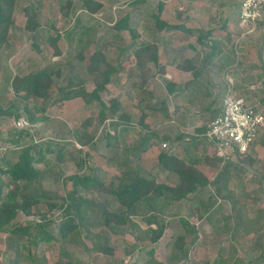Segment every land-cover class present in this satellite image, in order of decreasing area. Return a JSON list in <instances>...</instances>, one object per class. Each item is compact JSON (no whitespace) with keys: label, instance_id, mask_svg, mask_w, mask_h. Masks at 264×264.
<instances>
[{"label":"rangeland","instance_id":"1","mask_svg":"<svg viewBox=\"0 0 264 264\" xmlns=\"http://www.w3.org/2000/svg\"><path fill=\"white\" fill-rule=\"evenodd\" d=\"M94 1L102 3L103 6L94 14L88 15L82 8L80 0H32L37 12L36 22L39 25L33 40L28 37V32L24 29L26 18L22 9L27 4V0H17L15 2L11 15L12 24L0 47V105L3 108H6L11 103H17V99L36 83V79L33 76L34 73L48 66L54 70L58 69L60 73V78L53 79L57 85L54 83L48 90L52 100L58 99L59 89L66 86V77L73 78L75 82H71V84L76 85V81H78L81 82V86L86 92L92 91V77L85 73L84 68L89 63L92 53L97 50L116 69V73L111 76L112 81L100 93L101 101L106 106H109L110 100H116L120 104L119 113L121 112L122 115L129 117L132 123L137 122L141 115L146 114V111L149 112L147 119L149 124L153 123L155 125L158 123L159 116L154 112H162L163 106L157 110L150 105L153 106L165 101L166 93L163 84L166 83L167 79L165 75H168L165 72L167 71V66H179V71L182 73L181 79L183 77L192 78L195 69H198L202 75L203 72L201 70L208 66V71L202 70L205 72L203 73L205 76L208 74L210 79H214L213 82H226V91L230 87L234 96L244 97L249 104L264 112V90L259 87L260 84H263L264 78L256 76L259 74L257 67L264 62V26L254 36H242L241 32L244 30L240 27L237 29L232 27L233 31L231 32L230 26L221 29L218 27L222 23L221 15L218 14L217 9L215 10L216 12L210 14L211 20H209V15H204L206 20L208 19L215 28L212 29L209 36L210 40L216 44L212 45V42L206 41V45L200 46L199 41L203 40L198 38L200 33L205 35V22L208 23V21L203 19L197 25L183 23L181 16L177 17L176 0L165 3L168 7H163L161 13L158 12L157 0H144V3L135 5L136 10L134 7L129 8L131 0ZM68 2L70 3L68 13L64 16L63 13ZM151 2L154 4L151 5ZM62 6H64L63 9H61ZM128 12L131 19L130 27L135 29L136 35L133 37L126 32L119 34L114 28L115 22ZM151 14L158 15V18L167 25L183 26V29L173 28L169 31L163 29L162 32H157L153 35L154 20ZM199 18H203V16ZM146 25L151 28L148 31L149 33H145L143 29ZM199 26L201 29H199ZM194 28L196 29L192 30ZM187 29H191L192 32ZM45 35L58 38L57 46L60 55H54L53 49L45 40L43 41V36ZM161 37L163 38L160 39ZM138 41H142L149 46H156L158 49L157 64H154L146 53L142 56L144 71L140 70L133 51L122 53L120 50L125 49L127 46L130 47ZM183 51H186L189 57H193L194 60L187 62V58H183ZM208 53L213 56L206 58ZM213 53H216V55L214 56ZM78 54L81 55L82 61H78ZM223 56H227L230 63H224ZM240 66L247 71H240L242 70ZM229 69L231 71H228ZM143 83L146 84L147 90L143 89ZM206 90L209 91V88L206 87ZM189 96L188 99L196 103H201V97L203 100H209L206 103L212 101L204 93H194ZM214 100L219 102L220 94ZM99 108L100 106L96 103L84 105L80 98L58 101L48 105L46 108L47 125L40 126L37 124L32 128V131H29L31 138L34 140L33 143L41 142L40 146L57 141V143L65 142L70 144L65 146L64 154L57 161L58 163L53 162L52 156H45L50 165L47 174L40 179V186L45 195L54 197L52 201L56 204L60 203V197L65 196L66 191L70 190L76 181V179L71 180L72 176L75 175L72 161H75L80 156L76 149H81L82 152L89 154L88 164L90 166L100 167L108 176L113 174L115 158L111 157L114 152L103 147L101 143H98L94 148L87 146L81 148L82 145L77 140L74 142L72 138L73 131H79L80 124L85 118H91L93 123H96ZM22 119L24 118L21 117L20 120L22 121ZM21 121L17 124V121L8 119L0 123V161L2 157L8 160L10 158L9 154L13 155L10 152H14V149L12 150L9 145L5 144V141L8 140L5 131L13 128H23ZM103 126H108V121ZM119 127L117 126L115 129L117 132ZM156 127L157 134H155V139L158 141L164 131L158 132ZM134 129L141 135L145 133L141 129L135 127ZM107 130L109 135L115 133V130L109 127H107ZM100 131L97 129L95 132L96 141L102 137L103 132ZM261 132L262 135L259 133L255 142L262 140L261 143L264 144V128ZM80 133L82 135H92L94 133L93 126L89 127L85 133L82 131ZM136 137L137 135L135 134L134 139ZM28 140L29 138L27 137L21 141L25 143L29 142ZM45 141L49 142L46 143ZM159 144L158 146L160 147H157L158 151L160 149L163 151L166 147L163 148ZM33 147L34 151H37V147ZM252 149L253 147L250 148V150ZM69 153H73L72 160L69 157ZM157 153L156 149L153 151V156L147 155L142 158L141 166L143 171L138 170V172L142 175H147L146 173L155 171L159 167L156 163ZM229 157L232 158L231 165L235 176L234 181L240 177L244 180L245 175H250L251 178L254 177L252 179L258 181V176L260 177L258 173L262 172L259 171L258 167L252 170L253 161L257 159V155L252 153L239 156L230 155L225 160ZM260 160L264 161V158ZM43 167L42 163L37 164V168ZM260 170L262 171V169ZM58 176L61 177L58 178ZM6 178L5 175L0 174L2 182H6ZM174 181L175 178L173 177H158L157 179L158 183L172 184ZM6 191L7 187L4 185L2 195ZM91 201L88 202L95 204L82 207L80 209L81 215L75 218L80 241L76 242L75 240L70 244L64 243L58 237L57 228L62 223V214L59 211L51 214L52 219L56 220V222L46 228V231H48L46 233L51 239L49 241H39L35 245L33 244L34 242L30 244L27 242V239H30L29 235L26 237V231L22 229L27 224V220L21 214H18L11 221L13 232H0V264H130L129 260L132 259L136 250L137 252L141 251L137 254V257H140L141 264H146L143 263L145 256L148 259L152 258L154 262L157 261L159 264H164V255L169 253L168 251H178L176 242L179 239L177 240V236L182 233L184 239L181 244L183 246L181 254H186L187 252L186 256L189 259L185 262L181 261L179 264H203L207 260L204 255L205 252L198 248L197 250L193 249V244L198 242H195L196 237L194 238L195 233L192 231V224H196L198 230L204 229L208 231L212 227L211 223L207 221L193 222L188 215V205L184 206L183 212L187 214V222H180L173 217H167L165 220L162 217H158L161 223H166V227L161 236L162 238L160 237L162 240L160 252L157 255L158 257H156L157 259H155L152 255H149L153 244L145 239L141 241L137 237L147 227L145 221L151 216L146 207H139L134 215H124L126 222L123 225L116 226L115 223H112L113 225L107 228L102 226L101 223L102 208L109 212L115 211L117 213V205L115 206L113 201L104 200L95 195ZM165 210L168 211L169 208ZM30 211L32 213H46L47 207L43 201H40L37 205L32 206ZM170 214L172 213L170 212ZM49 215L47 213L46 216L48 217ZM165 215L168 216L169 214L166 213ZM38 218V215L33 217L34 220H38ZM34 233L37 234L33 231L31 235H34ZM202 234L203 237H199V243L206 245L208 237L206 234ZM92 244L95 247L99 245L100 248L95 251ZM164 245L171 248L167 250ZM90 249L93 250L90 251ZM162 250L164 251L163 255L161 254ZM166 256L169 257V254H166Z\"/></svg>","mask_w":264,"mask_h":264},{"label":"trees","instance_id":"2","mask_svg":"<svg viewBox=\"0 0 264 264\" xmlns=\"http://www.w3.org/2000/svg\"><path fill=\"white\" fill-rule=\"evenodd\" d=\"M16 1L17 0H0V47L12 24L11 15ZM80 1L82 8L88 15L94 14L103 6L102 3L94 0ZM142 2L143 0H131L129 8H135L136 4H141ZM69 4L68 2L65 6L64 16L68 13ZM63 7L64 6H62L61 9H63ZM160 9L161 8L158 7V12H160ZM22 10L26 18L24 29L28 32V37L33 40L39 25L36 22L37 12L32 0H27V4ZM129 20L130 15L128 12L115 22L114 28L119 34L121 32H126L133 37L136 35L135 29L130 27ZM153 20V35L160 32L162 29H180V26L177 25H167L158 18V15L153 17ZM143 28L145 33H149L148 31L151 30L148 25ZM200 38L205 39L206 35H200ZM44 40L53 49L54 55H60L57 46L58 38L45 35L43 36V41ZM120 50L122 53H125V51H133V55L136 57L141 71L144 65L142 61L144 53L148 55L149 59L154 64H157L156 46H149L142 41H138L136 44H132L130 47L127 46L125 49ZM77 58L78 61H82L80 54L77 55ZM105 60V57L99 51L95 50L90 56L89 63L84 68L85 73L88 74L89 77H92L93 89L90 92H86L85 89L82 88L81 82L76 81V85H73L71 84V82H75L73 78L66 77V86L59 89L58 99L52 100V96L48 90L54 83L57 85L54 78H60V73L58 69L54 70L52 67L48 66L34 73L33 76L36 79V83L17 99V103H11L6 108L0 105V123L8 119L18 121L21 117L27 122V127L13 128L5 131V135H7L8 138L5 144L9 145L12 150L14 149V152H10L13 155L9 154L10 158L8 160L2 157L0 161V174L7 177L6 182L0 180V232H13L11 221L18 214H21L27 220V224L25 227L23 226L22 229L26 231V237L29 235L30 239H27L29 244L34 242L33 244L35 245L39 241H49L51 237L46 233L48 232L46 228L56 222V220L52 219L51 214L59 211L60 214H62V223H60L57 228L58 237L67 244L73 243L75 240L79 242L80 236L77 231L78 225L75 224V218L81 215L80 209L82 207L95 204H90L88 202H92L91 200L95 195L104 200L113 201L115 206L117 205V213H115V211L109 212L102 208L101 223L102 226H106L107 228L113 225L112 223H115L116 226L123 225L126 222L124 215H134L139 207H146L151 216L145 221L147 227L143 229L137 237L141 241L145 239L151 244H154L162 236L166 227V224L159 221V216L157 214L164 213L165 211L163 210L167 208L170 209L172 202L186 199L187 195L193 193L199 186L207 184L204 176L194 168L183 164L174 157L167 156L165 153H160L158 155V165L162 169L174 172L177 175L178 183L173 187L164 183H158L156 177L153 175H139L137 173V167H135L134 173H130V170H132L130 169V165L132 164H130V159L125 154V150L122 153L125 159L122 158L123 161L120 165V167H124V169L122 171L120 170L119 176L113 177L112 175L108 176V174L104 173L99 167L90 166L88 164L89 154L87 152H82L81 149H76L80 156L75 161H72L75 175L72 176L71 180L76 179L72 188L66 191L65 196L60 197L61 201L58 204L52 201L54 199L53 196L45 195L40 186V179L47 174L50 165L45 156H52L53 162L58 163L57 161H59L64 154L63 151L65 150V146L70 145L65 142L57 143L58 141L54 143L51 142L45 146H40L41 142L37 144L33 143L34 140L31 138L32 136L30 135L31 133L29 134V131H32V128L37 124L40 126L47 125L48 117L45 112L48 105L74 98H80L86 106L92 103L98 104L100 108L96 123H93V119L91 118H85L80 124L79 131H73L72 138L74 142L77 140L78 143L82 145L81 148H85V146L94 148L98 143H101L103 147L120 144L117 143V134L114 133L113 135H109L107 127L115 130L120 124H126L129 119L127 116L118 113L120 105L116 100H110L109 106H106L101 101L100 93L112 81L111 76L116 73V69ZM165 86L167 87V83ZM224 95L225 92L223 96ZM143 119L144 116L141 115L139 122L141 123ZM106 121H108V126H103ZM92 126L94 132L92 135H82L80 133V131L85 133L86 130ZM97 129L98 131L101 130L100 132L103 133L101 139L96 141L94 135ZM27 137L29 138V142L24 143V141H21ZM148 140L152 142L153 138H149ZM45 142L47 143L49 141ZM33 146L37 147V151H34ZM72 154L73 153H69L71 160ZM134 157L137 158V155ZM39 163H42L44 167L37 168V164ZM60 177L58 176V178ZM4 185L7 187V191L2 195V188ZM40 201L46 204L47 212L41 214L39 212L32 213L30 211L31 207L37 205ZM47 213L50 214L48 217L46 216ZM35 215H38V220L33 219ZM180 221L185 222L186 220ZM152 224L154 227L151 226ZM33 231L37 234L34 233V235H31ZM178 239L179 241L176 242V245L180 249L184 238L182 236H177V240ZM99 248V245H96V247L94 245L93 249L96 251ZM93 249H90V251Z\"/></svg>","mask_w":264,"mask_h":264},{"label":"crops","instance_id":"3","mask_svg":"<svg viewBox=\"0 0 264 264\" xmlns=\"http://www.w3.org/2000/svg\"><path fill=\"white\" fill-rule=\"evenodd\" d=\"M170 1L171 0L156 1V5L161 8L160 13L163 7H168L165 3ZM239 1L240 0H176L177 17L181 16L183 23H188L189 25L193 23L197 25L203 19L206 20L204 15L210 16L211 13L216 12L215 10L218 9V14L221 15L220 18L222 21L218 27L225 29L227 26H230L231 32L233 28H238ZM142 3H144V0ZM153 4L154 3L151 2V5ZM151 15L152 17L156 16L154 14ZM202 16L203 18H199ZM209 20H211V16ZM209 20H206L208 23L205 22L206 38H198L203 40L199 41L200 46H203V44L206 45V41L212 42V45L216 44L210 40L209 34H211L214 26ZM129 22L131 24V19ZM259 24L255 26L254 33L244 36L257 35V31L264 26V22ZM182 27L183 26H180L179 28L183 29ZM195 29L196 28L192 30ZM199 29H201L200 26ZM162 30L160 32H162ZM187 30L192 32L191 29ZM200 35L202 34L200 33ZM226 36L227 38L229 37L228 34ZM162 38L163 37L160 39ZM183 52V58H187V62L194 60L193 57H189L186 51ZM211 53H208L206 58H211L213 56ZM213 54L214 56L216 55V53ZM222 59L224 63H230L228 62L229 58L227 56H223ZM207 68L208 66L204 67L202 70L208 71ZM257 68L259 74L256 76L264 78V62ZM179 69V66L166 67L167 71L165 72L168 75L165 76L170 80L166 79L167 87L165 86L166 83L163 84L166 93L164 97L165 101L164 103L161 101L153 106L150 105L157 110H159V107L163 106L162 112H157L156 110V112H154L159 116L158 123L155 125L153 123L149 124L147 121L149 112L146 111V116L143 114L144 119L141 123L139 122L140 116L137 122L132 123V121L129 120L126 124H120L118 132L115 131L117 134L116 139H118L117 143L120 144L106 147L114 152L112 157L115 158V161L113 163L112 176H119L120 170L122 171L124 169V167H120L123 161L122 158H124L122 156L124 150L125 154L130 159V164H132L130 165V169H132L130 173L135 172V167H137L139 171H143V167L141 166L142 158H145L147 155L153 156V151L156 149L158 152L156 155L157 164L158 155L160 153H165L167 156L174 157L183 164L194 168L204 176L207 184L199 186L193 193L188 194L186 199L172 202V206L168 211L164 210L165 212L163 214L157 215L164 220L167 217H173L178 221H187V214L183 212L184 206L188 205V215L193 222L198 223L207 221L211 223L212 227L208 231L204 229L198 230L197 225L192 224V231L195 233L194 238L196 237L195 242L199 243V237H203L202 233L206 234L208 237L206 245L201 242L199 244H193V249L195 248L197 250L198 248L205 252L204 255L207 260L203 264H264V161L260 160L264 158V144L261 143L262 140H257L252 146L253 149L249 150L247 153L257 155V159L253 161L254 165L252 170L258 167L259 171L262 172L258 173L260 175V177L258 176V181L252 179L254 177L251 178L250 175H245L246 177L243 176L245 177L244 180L240 177L234 181L235 176L233 174V166L231 165L232 158L229 157L225 160L216 157L213 146L207 143L202 137L207 124L221 111L222 97H224L223 94L227 86L226 82H213L214 79H210L208 74L205 76V74H203L205 72L202 70L201 72L203 73L201 75L198 69L194 70L192 78L183 77L181 79L182 73ZM240 69H242L240 70L242 72L246 70L241 66ZM228 71H231V69ZM262 83L263 84H260L259 87H262V90H264V81ZM145 85L146 84H144L143 89L147 90V86ZM206 87L209 88V91L206 90ZM234 87L236 86L234 85ZM194 93H204V95L208 96L209 99L211 98L212 101L206 103L209 100L205 98V100H203L201 97V103H196L188 99L190 97L189 95ZM219 94L220 100L218 102L214 99ZM155 126H157L158 132L164 131L158 141L155 139V134H157ZM134 127L143 130L145 132L144 135L138 133ZM261 133L260 135H262ZM135 134L137 137L134 139ZM149 138H153L152 142L148 140ZM159 143L161 145L166 144V148L163 151L161 149V151H158L157 147H160L158 146ZM136 155L137 158L134 157ZM260 169H262V171ZM137 173L142 175L140 172ZM146 174L147 175L143 176L153 175L156 177V180L158 177L175 178L172 184L164 183L171 187L178 183V177L174 172L162 169L160 166L155 171ZM170 212L172 214H170ZM166 213L169 215L166 216ZM152 227H154L153 224ZM178 235L182 236L183 233ZM161 238L153 244L149 251V255H152L155 259H157L156 257H158L157 255L161 249ZM164 247L167 250L171 248L167 245H164ZM182 247L183 246H181L180 249L178 248L176 252L173 250L168 251L169 253L166 254H169V257L166 256V254L164 255V264H179L181 261L185 262L189 259L186 256L187 252L186 254H181L183 251L181 250ZM140 252L141 251L137 252L136 250L132 259L129 260L130 264L142 263L140 257H137V254ZM161 254H164L163 250ZM143 260V263L146 264H159L157 261L154 262L152 258H146V256Z\"/></svg>","mask_w":264,"mask_h":264},{"label":"built area","instance_id":"4","mask_svg":"<svg viewBox=\"0 0 264 264\" xmlns=\"http://www.w3.org/2000/svg\"><path fill=\"white\" fill-rule=\"evenodd\" d=\"M261 22H264V0H240L238 27L244 30L241 35L254 33L255 26ZM21 122L22 127L27 126L24 119ZM263 128L264 112L243 97L234 96L228 87L221 111L207 124L202 137L213 146L218 158L225 159L230 155L247 154Z\"/></svg>","mask_w":264,"mask_h":264}]
</instances>
